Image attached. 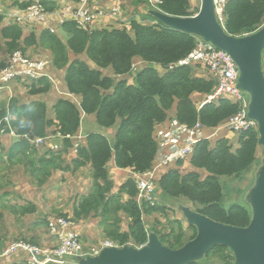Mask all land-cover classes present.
Wrapping results in <instances>:
<instances>
[{
    "label": "trees",
    "instance_id": "trees-1",
    "mask_svg": "<svg viewBox=\"0 0 264 264\" xmlns=\"http://www.w3.org/2000/svg\"><path fill=\"white\" fill-rule=\"evenodd\" d=\"M6 1H12L18 8L27 5L23 0ZM70 1L77 3L82 0ZM160 2L161 12L171 16L192 17L200 10L192 8L191 0ZM43 4L48 10L57 7L50 1ZM150 11H147V19L133 18L124 28L86 31L73 22H66L62 25L67 33L65 45L58 35L49 32H42L38 36L24 33L18 25L4 27L5 17L0 12V70L8 67L3 54L12 55L19 50L26 54L40 42L51 51L53 65L57 69L68 66L65 70L68 93L81 97L80 106L69 99L60 98L53 106L52 118L48 115L47 104L41 101L20 104L19 100H11L8 107L1 105L0 121L4 124L5 132L11 133L13 130L22 139L15 141L4 152L5 156L0 155L3 159L0 163H5L6 159L10 169L15 165L23 166L30 183L39 188L45 187L55 172L75 174L89 167L92 184L89 192L81 195L74 205L71 214L73 220L78 223L98 219L105 240L119 247L141 248L148 243L149 234L155 233L164 246L175 250L194 239L197 229L179 219L167 226L158 220L153 226H148L144 216L152 217L164 213L168 208L158 201L139 203V192L132 177L115 191L109 164L114 161L116 168L132 169L135 173L153 170L159 150L156 127L167 122L172 111L176 120L188 128L201 125L216 130L238 112L239 105L226 97L208 102L219 87V82L210 74L207 66L189 64L169 68L188 58L197 49L198 40L202 39L165 26ZM263 26L264 0L227 2L224 27L230 35L245 37ZM70 51L75 56L85 55L87 59L70 61ZM88 60L95 65L94 68ZM199 66L205 70L206 76L196 73L195 69ZM107 69L112 71L113 76L103 73ZM127 76L132 77L133 83L129 82ZM49 77L20 84H25L30 96L44 95L55 85ZM114 77L121 79L115 83ZM195 95L204 97L200 106L194 101ZM83 113L94 115L98 125L104 128L117 127L114 143L102 134L90 133L76 147L73 138L79 133ZM8 116L12 118V128L5 122ZM53 129V134L63 137L58 151L47 150L43 153L30 143L36 138H47ZM213 138L200 142L188 159L166 168V172L156 180V194L162 199L186 198L198 206L196 212L200 214L227 225L247 227L251 221V210L238 204L228 208L224 206V188L220 178L239 177L258 161V130L240 133L239 147L235 151L228 138L215 137L214 141ZM71 150L76 156L67 160ZM187 161L192 169L183 173L180 169ZM203 171L205 176L202 175ZM256 179L257 176L254 182ZM9 195L12 194L5 191L0 196L3 208H9L2 203L3 198ZM20 206L10 207L16 217L34 215L38 211L33 203ZM123 216L128 220L126 230L122 227ZM48 223V220L41 222L45 226ZM189 232L192 234L188 237ZM31 243L36 244L35 241ZM2 250L0 245V253ZM211 258L215 259V264H235L233 252L224 246L214 247L203 260L193 264H204ZM76 261L72 260L73 263Z\"/></svg>",
    "mask_w": 264,
    "mask_h": 264
},
{
    "label": "rangeland",
    "instance_id": "rangeland-1",
    "mask_svg": "<svg viewBox=\"0 0 264 264\" xmlns=\"http://www.w3.org/2000/svg\"><path fill=\"white\" fill-rule=\"evenodd\" d=\"M39 0H35L32 2L35 3ZM49 0H43V2H46ZM138 1L142 2L143 4L147 5V10H156L151 4L150 0H123V3L125 5L129 4L130 2ZM3 2V0H0V3ZM12 1H8L7 8L8 10L12 9L14 5H11ZM51 2V1H50ZM99 2V0H98ZM201 0H191V5L194 10H199L201 8ZM65 5H68L67 3H64ZM62 6V5H61ZM54 7L53 9L49 8L48 12L49 14L55 13V17L59 20L56 21L54 24L50 25V28H44V30L47 31H55V28L58 29V36L63 40L64 45L67 42V33L64 30H61V20L56 16L58 11L63 10V7ZM1 7V4H0ZM89 7H91V3L89 2ZM117 7V4L114 5L113 9ZM150 9V10H149ZM114 13V12H113ZM112 13V16H113ZM106 15V13H105ZM147 11H145L141 19H147ZM121 17V16H119ZM63 23V22H62ZM107 22L108 25L101 24V27L104 29H110L114 27V25L118 24L120 28L127 27V20H124L120 18L115 24ZM112 26V27H111ZM31 27L33 28L34 34L40 35L39 32L35 29L34 24H31ZM96 27H98V24H96ZM262 28V27H261ZM30 34V33H26ZM71 52V51H70ZM4 57L7 58V64L9 65V62L12 58V56L8 54H3ZM26 56L30 60H42L48 64V69L51 70L54 74L47 73L48 76H50L51 79L55 82L53 89L50 91L51 94L49 95H43L41 98V102H44L45 104L48 103V115L49 117H54L52 112V102H51V96H54V101L60 98H68L69 93L66 87L65 82V70L68 67H64L61 70L57 69L53 65V56L51 54V51L48 49V47L44 44L42 45L40 42L36 46H34L32 49H29L26 53ZM76 58H79L81 60L87 59L85 55H79L75 56L72 52L70 53V61L74 60ZM87 61V60H86ZM89 61V60H88ZM90 62V61H89ZM90 65L94 68L95 65L90 62ZM140 67V66H139ZM204 69L199 66L196 67L195 71L197 74L201 76H206V72ZM103 73L107 76H112L113 73L110 69L103 70ZM129 82L133 83L132 77L127 76L126 77ZM121 78H115V83L119 81ZM32 83V82H30ZM20 84V83H19ZM26 86L25 84H20V86L11 85V91L10 93L0 92V106L6 105L9 106L8 101L10 99L12 100H19L21 103H27L30 102L31 97L27 90H25ZM9 91V90H8ZM204 97L195 95L194 101L197 103V105H201L203 102ZM80 106V104H78ZM173 111L171 112V116H173ZM93 117V116H92ZM87 119L82 122V130L85 134L87 133H105L107 138L113 143L115 139L111 138L112 132L117 131V127L112 128H104L95 121H93V118L91 119V123L88 124ZM81 128V127H80ZM55 129L51 130V134L48 135V144L46 145V148H41V152H45L47 150H55L58 151L59 147L62 146V144L59 143L58 140H62L63 138L59 137L58 135L53 134ZM50 132V130H49ZM205 134H212L213 132H209L208 130H204ZM10 134H2L0 137V149L2 148V145L5 143V136ZM239 135V134H237ZM78 136V135H77ZM217 139L219 138H225L220 136H215ZM213 138V141L215 139ZM51 138V139H50ZM239 138V137H238ZM13 139V138H12ZM57 140V141H55ZM230 140V139H229ZM156 141L159 144V139ZM74 142H77L76 138L74 139ZM53 147V148H52ZM58 147V148H57ZM234 147V146H233ZM237 149H234V151ZM7 150L0 151V155L5 156L6 153H4ZM263 148L260 146L258 151V161L251 167L249 171L242 174L239 177L233 178V177H221L220 181L222 183V186L224 188V199L223 204L226 208L230 207L233 204H238L241 206H244L248 210H251V206L249 204L248 195L251 191L250 187L252 183L254 182L255 176H257V173L262 165V159H263ZM1 157V156H0ZM1 161H3L2 158H0ZM259 163L261 164L259 166ZM0 196L6 192L12 195L6 196L3 198L2 203H4L6 206H9V208H3L0 203V214H2V218H0V245L3 248L2 252L5 250V247L7 248L11 243L16 241H27L32 242L35 241L37 245L42 246V248L47 249H54L57 246V241L50 236L49 232V225L45 226L42 225L41 222L43 220H48L49 223L51 220H54L56 218L67 216L66 218L70 219L71 221H74L71 217L74 205L76 204L78 198L81 195L87 194L90 190L92 179H91V172L89 169H85L84 171L81 170L78 175L70 176L69 174H65L63 172H55L51 178V180L47 183V185L43 188H39L37 185L30 183L29 175L25 172V169L21 165H15L12 166L10 169V166L7 164L6 159L5 163H0ZM169 169V168H167ZM192 168H188L185 164L180 169L181 172L185 173L187 171H191ZM166 172V168L161 170V173ZM142 173H135L132 172V177L136 180V175H139ZM203 176H205V173L203 171ZM112 176V175H111ZM6 178V180L4 179ZM115 182V191L118 190V181L116 177H112ZM257 180V179H256ZM256 180L254 182V185L256 183ZM20 182V185H19ZM136 182V181H135ZM137 184V183H136ZM157 188V185H156ZM253 188V187H252ZM155 201H158L161 203V205L164 206V208H168L164 213H157L154 214L152 217L144 216V221L147 223L148 226H153L154 222L156 220L160 221L164 225H168L171 221H174L176 219L181 220L183 223L188 225L183 209L184 208H190L192 211L196 212L197 205L194 203H191L186 198H179V199H173L169 197H165L164 199L161 198V196H157ZM33 203L38 207V211L34 215H26L24 217H16V213L10 209L11 206H20L25 203ZM21 207V206H20ZM124 217V216H123ZM169 220V222H168ZM95 221H98L95 223ZM76 222V221H74ZM77 223V222H76ZM84 225L83 231L84 233L80 234L78 231V234L80 236V240L83 247L84 254H93L100 253L105 245V237L103 235V231L101 227L99 226V220L98 219H89L78 222ZM128 225V220L124 217L122 227L126 230ZM191 232L188 233V237L191 236ZM97 254V255H98ZM22 260L27 262L26 256H21ZM12 260V259H8ZM8 260H2L1 264H10ZM20 260L19 264H26L24 261ZM203 260V259H202ZM204 264H215V259L211 258L210 261H206Z\"/></svg>",
    "mask_w": 264,
    "mask_h": 264
},
{
    "label": "built area",
    "instance_id": "built-area-1",
    "mask_svg": "<svg viewBox=\"0 0 264 264\" xmlns=\"http://www.w3.org/2000/svg\"><path fill=\"white\" fill-rule=\"evenodd\" d=\"M35 0H32V2ZM119 5L114 10V16H121V1L116 0ZM217 19L224 24V11L229 0H214ZM160 0H150V4L158 11ZM98 9V11L96 10ZM105 15L102 8L97 5L89 7V1L83 0L77 9L65 8L59 13L58 18L62 21L72 20L82 30H92L96 20ZM15 21L19 24H43L49 23V14L37 1L22 11L15 12ZM61 22V23H62ZM192 64H203L208 67L210 74L219 82V87L212 94L208 102L226 97L239 105L238 112L232 116L226 128L234 133H243L250 129H257V123L249 117L250 97L239 88V69L233 58L225 51L203 40H198L197 49L188 58L179 64L171 65L173 69L178 66ZM48 64L44 61L29 60L21 51L13 53L7 68L0 72V89L13 81L21 79L22 82H32L46 76ZM264 71V53H263ZM11 118L7 117L5 122L10 124ZM5 133L4 124L0 121V137ZM16 139H22L15 131L10 133ZM212 136L204 133V127L197 125L188 128L177 120L169 125L168 130L159 134V150L157 164L153 170L136 175V183L139 191L138 201L140 203H152L154 201L156 180L162 169L168 168L177 161L188 159L194 152L196 146ZM25 138H29L27 135ZM47 138H36L31 144L37 148H45L48 144ZM63 138V137H62ZM51 139V138H50ZM53 148V147H52ZM58 148V147H57ZM76 222L66 217L56 218L49 223L50 235L55 238L58 245L54 249L42 248L26 241L11 243L2 253L0 259L24 255L29 264H77L79 258L97 256L84 254L80 236L76 231ZM119 247L111 241H106L105 247ZM76 259V263L72 260Z\"/></svg>",
    "mask_w": 264,
    "mask_h": 264
},
{
    "label": "water",
    "instance_id": "water-1",
    "mask_svg": "<svg viewBox=\"0 0 264 264\" xmlns=\"http://www.w3.org/2000/svg\"><path fill=\"white\" fill-rule=\"evenodd\" d=\"M192 17H176L161 11L149 13L165 26L201 38L227 52L239 68V88L250 95L249 117L258 125L259 145L264 152V26L245 37H234L216 17L214 0H201ZM251 221L247 227L217 222L184 208L187 224L197 229L194 239L179 249L164 246L155 233L146 245L106 247L97 256L79 258L77 264H193L216 246L229 248L235 264H264V154L257 180L249 195Z\"/></svg>",
    "mask_w": 264,
    "mask_h": 264
},
{
    "label": "crops",
    "instance_id": "crops-1",
    "mask_svg": "<svg viewBox=\"0 0 264 264\" xmlns=\"http://www.w3.org/2000/svg\"><path fill=\"white\" fill-rule=\"evenodd\" d=\"M52 2V4H56L57 7L59 6H63L65 5L64 3H67L71 6H74V7H77V4L76 3H73L71 2L70 0H49ZM98 2V0H89L90 3L92 2ZM1 7L0 8H5L7 7V3L6 2H1ZM117 4V7L119 5V3L116 1V0H99V6L100 8L103 9V11L106 13V15H103V16H100L95 24H98V27H96L95 25V29H104V27L102 28L101 27V24H104V25H108L107 22H110L109 24L111 23H116L120 18L124 19V20H127V24H129V22L131 21V19L133 18H136V19H140V20H145V19H141V16L142 14L145 12V11H148L146 8H147V5L146 4H143L142 2H138V1H133V2H130L129 4L125 5L123 3V1H121V10H122V13H121V17H118V16H112V13L114 12L115 9H113L114 5ZM61 6V7H62ZM98 11V9H96ZM112 27V26H111ZM114 27L116 28H120L118 26V24L114 25ZM41 32V31H40ZM47 73H50V74H54L53 72H51L50 69H47ZM110 76V75H109ZM113 76V75H112ZM51 81L53 82V79H51ZM20 82H13L9 85L8 88H6L5 90L3 91H0V92H5V93H10L12 94V91H11V85L14 84V85H17V86H20L19 84ZM9 90V91H8ZM25 90H27L25 88ZM28 92V90H27ZM51 94L50 92L47 93V94H44V95H49ZM43 95H38V96H30L31 97V100L30 102H27V103H24V104H30L32 102H36V101H41V98H42ZM60 99V97L54 101V96L52 95L51 96V102H52V109H53V106L55 105V103ZM66 99H69L71 100L72 102H74L75 104H80L81 103V97L79 96H75V95H72L70 94L68 98ZM12 99H10L8 101V104L9 102L11 101ZM49 103V102H48ZM48 103L47 106H48ZM20 104H23L20 102ZM49 107V106H48ZM50 108V107H49ZM93 116V117H92ZM93 118V121L96 122V118L94 115H86V114H82V122L85 121V119H87V123L90 124L91 123V119ZM176 118H175V114L173 113V116H170L169 120L161 125H158L156 127V131H155V136H156V139L158 140L159 139V134L168 130L169 128V125L172 124L173 121H175ZM97 123V122H96ZM82 124V123H81ZM223 127V125H222ZM208 130L209 132H213L212 134H215V135H218L220 137H225V138H228L230 139L232 145L234 146V149H237L239 147V143H238V137L239 135L235 134L234 132H231L229 131L227 128H223L219 134L217 132V130H209V129H206ZM88 134L90 133H87L85 134L84 131L82 130V126L79 130V133L77 134L78 136L74 137L73 138V142H74V139L76 138L77 142H74L76 143V147L79 145V143L83 142L86 137L88 136ZM115 134H116V131L115 132H112V134L110 135L112 139H115ZM102 135L106 136L105 133H102ZM59 136V135H58ZM60 137V136H59ZM107 137V136H106ZM13 138V139H12ZM109 139V138H108ZM5 143L2 145V148L0 149L1 151L2 150H8L11 145L17 141L18 139H16L15 137H13L11 134L10 135H6L5 138ZM57 141V140H55ZM60 144H62V140H58ZM57 141V142H58ZM111 142V141H110ZM112 143V142H111ZM114 143V142H113ZM71 153L68 155V159L67 160H72L73 158H75L76 154L74 151H70ZM73 157V158H72ZM157 161V160H156ZM186 166L190 169L189 167V162L187 161L186 163ZM85 169H89L90 171V168L89 167H86ZM85 169H82L83 171ZM109 171H110V174L112 175V177H116L117 178V181L119 182L118 183V187L121 186V184H123L125 182L126 179L132 177V172L133 170L132 169H126V170H123V169H118L116 168L115 166V163L114 161H111V163L109 164ZM80 172V171H79ZM78 172V173H79ZM65 174H69L70 176H75V175H78L77 173L75 174H72V173H69V172H63ZM19 185H20V182H19ZM98 222V221H95V223ZM83 227L84 225H82L81 223H77V226H76V231H78L80 234L84 233L83 231ZM58 245V244H57ZM9 259H12V260H8L10 262V264H19L20 263V260H22V258L20 256H15V257H11ZM2 260L0 259V264L2 263L1 262ZM24 261V260H22ZM26 263V261H24ZM27 264V263H26Z\"/></svg>",
    "mask_w": 264,
    "mask_h": 264
},
{
    "label": "clouds",
    "instance_id": "clouds-1",
    "mask_svg": "<svg viewBox=\"0 0 264 264\" xmlns=\"http://www.w3.org/2000/svg\"><path fill=\"white\" fill-rule=\"evenodd\" d=\"M23 1H25V3L27 4L26 5V7H23V8H18L17 6H13V8L12 9H10V10H8V8L7 7H5V8H0V12H2L3 13V15H4V17H5V20H4V23H3V26L5 27V26H10V25H18V26H21L22 28H23V30H24V33L26 32V33H30V34H34V31H33V28L31 27V24H19L18 22H16L15 21V17H14V15H15V12H17V11H22V10H24L25 8H27V7H29V6H31L32 5V0H23ZM83 1V0H82ZM82 1H80V2H77L76 4H77V7H74V6H71V5H63L62 7H63V10L65 9V8H69V7H71V8H73V9H77L80 5H81V3H82ZM89 1V0H88ZM3 2H6V3H8V1H6V0H3ZM39 2H41V4L44 6V8L46 9V11L48 12V9L46 8V6L43 4V0H39ZM11 5H14L13 4V2H11ZM91 5H97L98 7H100L99 6V2H92L91 3ZM63 10H61V11H58V13L56 14V16L58 17V15H59V13L60 12H62ZM156 11H158V10H156ZM48 14H49V12H48ZM49 23H48V25L47 26H44L43 24H34V27H35V29L39 32V34H41L42 32H49V33H51V34H55V35H58L57 34V32H58V29L57 28H55V30H56V32L55 31H47V30H44V28H50V25H52V24H54L56 21H59L56 17H55V13H51V14H49ZM217 17V16H216ZM219 21V20H218ZM66 22H73V23H75L76 24V22H74V21H72V20H68V21H65V22H63V23H61V27H62V25L64 24V23H66ZM220 22V21H219ZM127 24V23H126ZM220 24H222L221 22H220ZM95 25L96 24H94V28L93 29H95L96 27H95ZM128 25V24H127ZM223 26H224V24H222ZM44 27V28H43ZM61 30H63L62 28H61ZM41 31V32H40ZM39 36V35H38ZM32 49V48H31ZM20 51V50H19ZM16 52V51H15ZM14 52V53H15ZM22 52V51H21ZM25 56H26V54L24 53V52H22ZM264 53V52H263ZM13 55V54H12ZM12 55H10V56H12ZM26 58H28L27 56H26ZM29 59V58H28ZM30 60V59H29ZM36 61H41V60H36ZM236 63V62H235ZM184 66V65H183ZM47 69H48V67H47ZM239 69V68H238ZM2 70H4V69H1L0 70V72L2 71ZM46 76L47 77H49L48 75H47V70H46ZM45 76V77H46ZM42 78H44V77H42ZM50 78V77H49ZM41 79V78H40ZM40 79H38V80H40ZM37 80V81H38ZM50 80H51V78H50ZM13 82H22L21 81V79H18V80H16V81H13ZM13 82H11V83H13ZM33 82V81H32ZM11 83H9V85L11 84ZM24 83V82H23ZM28 84H30V83H28ZM9 85L8 86H3L0 90H5L6 88H8L9 87ZM239 85V84H238ZM245 93V92H244ZM246 94H248V93H246ZM249 95V94H248ZM249 97H250V95H249ZM251 100V99H250ZM232 102V101H231ZM234 103V102H233ZM8 117H10L11 118V116H8ZM11 122H12V118H11V121H10V128H12L11 127ZM227 122H225L224 124H222L223 125V127H222V125L218 128V129H216L217 130V132H218V134H219V132L225 127L226 128V124ZM206 128L204 127V130H205ZM229 130V129H228ZM256 130V129H255ZM257 130H258V128H257ZM230 131V130H229ZM232 132V131H231ZM6 133V132H5ZM6 134H10V133H6ZM235 134H238V133H235ZM206 135H209V136H212V137H215L216 135L215 134H206ZM239 135H240V133H239ZM60 136V135H59ZM60 137H62V136H60ZM211 137V138H212ZM211 140V139H210ZM46 148V147H45ZM170 167V166H169ZM161 175V171H160V173H159V176ZM133 178V177H132ZM134 179V178H133ZM136 181V180H135ZM137 185V184H136ZM138 189V188H137ZM139 192V191H138ZM138 196H139V194H138ZM157 196H159L158 194H156V190H155V196H154V199L157 197ZM137 201H138V197H137ZM155 201V200H154ZM139 202V201H138ZM140 203V202H139ZM147 203V202H146ZM75 221V220H74ZM48 225H49V223H48ZM76 225H77V223H76ZM51 236V235H50ZM53 238V237H52ZM55 239V238H54ZM56 240V239H55ZM57 241V240H56ZM106 241V240H105ZM108 241V240H107ZM27 242V241H26ZM31 243V242H30ZM58 243V242H57ZM33 244V243H32ZM34 245H36V244H34ZM37 246H39V245H37ZM40 247H42V246H40ZM116 247V246H115ZM143 247V246H142ZM141 247V248H142ZM106 248V247H105ZM5 249H6V247H5ZM104 249V248H103ZM138 249H140V248H138ZM2 253V252H1ZM18 256H24L23 254L22 255H18ZM13 257H15V256H13ZM9 258H11V257H9ZM9 258H6V259H9ZM1 260H4V259H1ZM27 264H29L28 263V261L26 262ZM78 263V262H77Z\"/></svg>",
    "mask_w": 264,
    "mask_h": 264
}]
</instances>
